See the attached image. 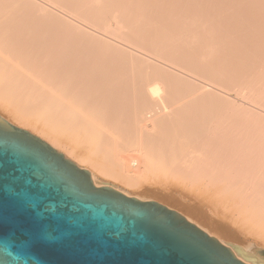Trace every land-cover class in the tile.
<instances>
[{"label": "bare ground", "instance_id": "bare-ground-1", "mask_svg": "<svg viewBox=\"0 0 264 264\" xmlns=\"http://www.w3.org/2000/svg\"><path fill=\"white\" fill-rule=\"evenodd\" d=\"M172 1L0 0V119L95 187L157 202L229 249L264 251V26ZM225 20L237 31L222 39ZM235 32L238 44L260 40L227 61ZM79 33L167 67H96ZM228 92L237 97L228 107L205 97Z\"/></svg>", "mask_w": 264, "mask_h": 264}, {"label": "water", "instance_id": "water-1", "mask_svg": "<svg viewBox=\"0 0 264 264\" xmlns=\"http://www.w3.org/2000/svg\"><path fill=\"white\" fill-rule=\"evenodd\" d=\"M264 264L154 201L95 187L86 170L0 119V264Z\"/></svg>", "mask_w": 264, "mask_h": 264}, {"label": "rangeland", "instance_id": "rangeland-1", "mask_svg": "<svg viewBox=\"0 0 264 264\" xmlns=\"http://www.w3.org/2000/svg\"><path fill=\"white\" fill-rule=\"evenodd\" d=\"M172 0H169V2H171ZM176 0H173L172 2H173V4L175 5H181L182 4V2L184 1V0H178L179 2H181V3H178V1H176ZM203 1H204V3H203ZM208 2V3H206V2ZM228 1H230L228 4L230 5V6H228V4L226 3L227 2V0L225 1V0H223V2H222V0H200V1H198L197 2V4L195 5V7H197L198 9H202L203 11L204 10H206L208 7H206V6H211V7H213V8H216V9H222L223 7V10L225 9V7L226 8H228V9H226L227 10V12L230 10L231 12H233V14H234V18L235 19H241L242 21L245 19L246 21H254L253 22V24H254V26L256 27V25H258L257 23H259V24H261V27L262 26H264V16H262L263 15V9H264V2H263V4H262V0H254V1H257V2H260V4H259V7H258V3H256V5H255V7L256 8H254V4H255V2H252L251 0H247V5H245V6H243L244 4H246V0H239V2H238V0H236V2H235V0H228ZM232 1V2H231ZM248 1H250V2H252V3H250V2H248ZM237 3V4H233V3ZM241 2V3H240ZM224 3H226V4H224ZM243 3V5H241ZM254 3V4H253ZM240 4V6H242L240 9H242L243 7H244V9H245V7H247L248 5L250 6V7H248L246 10H251L250 8L253 6V8H252V11H254L253 13H251L250 14V12H249V14L247 15V13L246 14H243L242 15V13H244V11L242 10V12H241V10L238 8L239 5ZM262 4V5H261ZM220 5L222 6V7H220ZM200 6V7H199ZM202 6H203V8H202ZM234 6L236 7L235 9H233L234 8ZM261 6V7H260ZM240 10V11H237V10ZM233 10H235V11H237V12H235V11H233ZM239 13V14H238ZM241 13V14H240ZM262 14V15H261ZM211 17H216V16H211ZM210 17V18H211ZM260 18L262 19L261 20V22L259 21L260 20ZM217 20V19H216ZM215 20V21H216ZM263 21V22H262ZM232 23H229V22H227V20H225L224 22H220V23H217L216 24V28H218V32H220L221 34H220V36H222V39L225 37L224 36V34L225 35H229V33L230 32H234V31H237L236 30V28L234 27V29L232 28V29H230V31L227 29L228 27L230 28V25H231ZM219 25V26H218ZM228 26V27H227ZM259 26V25H258ZM257 26V28H259L260 30H261V33H263V28H261V27H258ZM231 27H233V26H231ZM225 28H226V30H225ZM238 29V28H237ZM229 32V33H228ZM228 33V34H227ZM237 32H235V34L234 33H232L231 34V36L229 37V39H231L230 40V43L228 44V46H226L225 48H227L228 47V49H229V47L231 46L232 48H233V45L235 44V42H237L238 40H237V35L238 34H236ZM258 34H260V33H258V32H255V33H252L251 34V38H247V40L248 41H250V42H255L256 41V38H255V36L256 37H258ZM260 36V35H259ZM88 37H89V39H88ZM261 37V36H260ZM259 37V38H260ZM78 42H79V45H80V47L83 49L81 52H82V54L83 55H81V56H89V57H91V59L93 60V63H95V65H96V67H100L102 64H104L105 66H107V67H167V66H163V64L161 65L160 63H158V65H154V64H152L151 63V65H150V63H143V62H141L140 60H135L134 58L132 59V61H131V59L126 55L125 56V54H122V52H120L119 50H115V49H108V48H106L103 44H101V43H99V42H97L96 44H94L95 42H96V40H93V38H91L90 36H86L85 34L83 35L82 34V36H81V33H79L78 34ZM79 38L81 39V41H79ZM84 39V40H83ZM254 39V40H253ZM245 40V39H244ZM243 40V41H244ZM260 39H257V41H259ZM86 41H89V43H90V45H89V43L87 42L86 43ZM248 41H244L245 43H243V42H241V44H238V42L235 44V47L233 48V50H232V48L230 47V50H226V51H228V52H225L224 50H222L223 52H221V50H220V52H221V54L222 55H224L225 56V54H226V56H227V61H228V57H232V58H234V57H238V55H242V53L243 52H248V51H250L252 48V45L249 43V45H248ZM256 41V42H257ZM83 43V44H82ZM85 43H86V45L88 46H86L85 45ZM92 43H93V47H92ZM84 46V47H82V46ZM243 45H245V46H243ZM246 45H248V46H250V47H247ZM238 46H242L241 48L240 47H238ZM105 47V48H104ZM243 47H245V48H243ZM235 49H239V50H235ZM87 50V51H86ZM101 50H103V51H101ZM106 50V51H105ZM110 50V51H109ZM232 50V51H231ZM83 51H85V52H83ZM239 51H241V52H239ZM106 55V56H105ZM233 55V56H232ZM100 58V59H99ZM127 59V60H126ZM98 60V61H97ZM161 62H163V63H166V64H169L170 65V63H168V62H165V61H163V60H160ZM104 62V63H103ZM130 62V63H129ZM129 63V64H128ZM116 64V65H115ZM140 65V66H139ZM180 65V64H179ZM179 65L178 66H176V67H179ZM182 67H185V66H182ZM223 95H225V96H227V97H225V96H223V97H219V96H214V95H206L205 97L206 98H208V100L210 101V99H211V101L212 102H215V104H222V103H220V102H223V104L225 105V106H227V105H229V103H232L233 101L234 102H236L237 100H236V94H234V92H228V94L227 93H225V94H223ZM217 97V98H216ZM210 98V99H209ZM223 98L225 99V100H223ZM227 101V102H226ZM231 105V104H230ZM228 107V106H227ZM124 190H126L127 192H129L130 193V189H129V191L127 190V189H124Z\"/></svg>", "mask_w": 264, "mask_h": 264}]
</instances>
